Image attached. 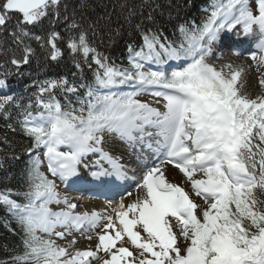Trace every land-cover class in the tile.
Here are the masks:
<instances>
[{
	"label": "snow or ice",
	"instance_id": "obj_1",
	"mask_svg": "<svg viewBox=\"0 0 264 264\" xmlns=\"http://www.w3.org/2000/svg\"><path fill=\"white\" fill-rule=\"evenodd\" d=\"M144 6L150 8L146 16L127 2L119 5L127 8L126 23L142 17L135 25L140 44L128 45L124 66L109 62L89 39V32L99 35L101 21H111L110 14L89 20L87 27L77 21L78 11L87 20L89 0L74 5L68 0H0V34L7 32L23 53L18 58L0 41V51L12 53L6 63L29 64L35 54L26 42L31 40L41 49L50 46L45 59L61 58L59 33L49 31L45 41L31 29L42 30L45 22L54 26L62 18L71 19L66 26L76 33L66 42L75 67L81 74L82 65L93 71V81L80 85L86 91L75 102L62 104L54 94L57 89L77 93L66 78L41 82L27 104L0 96V116L12 119L15 109L27 141L21 153L12 149L0 155V171L21 160L24 165L23 190L0 189V208L19 227V232L9 228L19 235V244L0 264H264V0H210L199 23L180 18L177 11L174 39L153 15L162 5L144 0ZM166 6L180 7L171 0ZM145 21L151 26L145 27ZM122 27L109 31L110 42ZM233 32L254 38L252 63L236 68L209 63L215 46ZM171 63L176 67L166 70ZM253 68L260 86L255 96L243 91L241 82ZM11 74L4 72L0 89L8 87ZM121 86L132 91H113ZM141 93L162 98V110L137 99ZM7 127L17 131L11 123ZM114 138L147 148L159 162L143 166L129 202L122 198L103 211H77L57 181L67 186L81 179V168L102 182L128 179V169L105 150ZM2 142L11 148L6 137ZM92 155L98 159L90 164ZM167 165L182 173L184 186L168 179ZM54 204L61 207L53 209ZM9 223L6 219L5 227ZM76 233L94 243L76 248Z\"/></svg>",
	"mask_w": 264,
	"mask_h": 264
},
{
	"label": "trees",
	"instance_id": "obj_2",
	"mask_svg": "<svg viewBox=\"0 0 264 264\" xmlns=\"http://www.w3.org/2000/svg\"><path fill=\"white\" fill-rule=\"evenodd\" d=\"M70 5L78 3V0H68ZM127 2L129 5H134L137 7L138 11H143L146 16L150 8L140 6L144 3V0H89L90 8L84 11V15L87 20L80 19V13L77 12L76 19L78 22L82 23L84 27H87L89 20H95L99 16L111 15V21H101L102 30L99 35L93 37L91 32H89V39L93 42V46L97 48V51L103 53L105 56L109 57V62H115L117 65L127 66L128 64V45L140 44L139 32L136 30L135 25L140 23L142 17L137 15L132 18L131 24L125 22V16L127 15V8L121 9L119 5L121 3ZM210 0H171L173 5H179L176 7L168 8L166 5L168 0H155V3L162 5V8L157 9L153 12L157 21L164 25L165 34L169 39H174L173 36V25L176 23L177 11L179 12V17L187 20H196L197 23L200 22L201 17L206 13L203 11ZM69 15H71L72 8L69 7ZM164 14L161 15L160 13ZM171 12L173 19L168 20V13ZM63 15V13H62ZM71 22L64 21L62 18L59 23L54 26H49L45 22L43 29L32 28L31 31L37 35L44 37L45 41L48 38V32L54 30L59 33V39L56 40L57 46L62 49L63 55L57 61H51L50 59H45V55L50 46H46L45 49H41L39 44L35 40L26 41L31 44V47L35 50V54L30 57V62L27 65H21L19 68L6 63L12 55V53L0 51V64L4 65L0 67V78H4L3 74L5 71L12 73L7 77V88L0 89V96H14L19 99L20 103L27 104L29 98L33 97V94L38 91V85L46 80H59L61 78H66L69 81V85H74L77 87V93H62L59 89L54 90V94L57 99L61 101L62 104L66 103L67 100L73 102L76 101L78 96H83L86 89L80 87L81 84H88L93 81V71L86 65H82L83 72L75 67L73 58L69 55L66 48V42L70 35H76L74 31H69L67 24ZM107 24V27L103 25ZM123 25L121 29V35L116 37L114 41H109L108 33L111 29H115ZM145 21V27H150ZM0 41H4L3 47L7 49L12 47L15 51L16 56L19 58L23 53L21 49L17 48L15 45L11 44V40L8 33L5 32L0 34ZM76 59H80L76 57ZM96 66L93 65V68ZM155 70V66H151ZM147 70V68L145 69ZM128 86H121L119 93H128L126 91ZM12 119H4L0 116V155H4L5 152L14 149L16 153H21V150L26 147L27 141L22 136L19 131L18 124L16 122V110H12ZM11 123L13 127L17 128V131L13 132L7 125ZM7 138L9 144H4L3 138ZM23 159V158H22ZM23 162H17L8 167L7 172L0 171V189L12 188L16 191L23 190L22 181V170ZM10 174V178L6 179V176ZM20 199V197H14ZM10 221L8 227H5V220ZM9 228L14 229L15 232H19V227L11 217L6 216L2 208H0V259H6L10 254L11 250L15 249L19 244V235L14 234Z\"/></svg>",
	"mask_w": 264,
	"mask_h": 264
},
{
	"label": "rangeland",
	"instance_id": "obj_3",
	"mask_svg": "<svg viewBox=\"0 0 264 264\" xmlns=\"http://www.w3.org/2000/svg\"><path fill=\"white\" fill-rule=\"evenodd\" d=\"M243 45H249L250 47V50H248L249 52L247 54H243V49H242ZM255 51H256L255 40L253 37L240 36L238 38L235 32L227 33L222 37L221 42L215 46L214 48L215 55L209 59V63L216 65L218 68L221 65L227 64V63H231L234 68L238 66H246L252 63L251 54ZM225 71H227V69H225ZM258 77H259V74L255 72L254 68L246 71L241 77V82L244 85L242 90L252 96L259 94L260 86L258 83ZM138 99L143 102H147L151 104L153 107L160 108L162 110L164 101L157 97L149 96L147 94H142V96H140ZM105 150L109 151L111 155L118 158L120 163L123 164L128 169V172H127L128 179L118 180L120 184L118 187H120L123 190V192L122 193L118 192L119 196L114 197L112 199L110 198L106 202H104L100 200L99 198L92 199V197L89 195L90 194L89 191L79 192L73 189L72 186H68V185L64 186L59 181H57V184L59 185V191L61 192V194L66 195L72 202L77 203L78 205L76 209L77 211H81V212L89 211V206L95 203L96 204L100 203V205L102 204L100 211H103L108 206L110 201L113 204H115L119 202L122 198L125 199L126 203L129 202V200L134 198V196L136 195V191H135L136 184L140 176L142 175L143 166L147 164L149 167H151L153 163L159 162L158 160H156L155 155L151 151H149L147 148H144L143 150H141L139 145H137L136 147H130L128 144L120 141L118 138H114L112 141L106 144ZM96 159H98V156L92 155L88 157L87 162L91 164ZM160 159H163V157L161 156ZM104 167H108L107 163H104ZM84 171L88 172V170L84 168L80 169L81 174H84L85 173ZM166 175L172 178L175 183H178L181 186H184L183 179H182V173H179V170L175 169L172 165L166 166ZM107 179L108 181L111 180L110 187H111V183H114L115 181H117L115 177H111ZM91 181L94 182L95 180L91 177L89 181H87V185ZM92 182L90 184H92ZM107 185L108 184L104 186L106 193L108 191L106 188L109 186ZM118 187H115V189H118ZM88 188H90L89 185H88ZM186 191L190 192V189L186 187ZM129 192L133 194L132 197H128L126 195ZM190 195L198 204L202 203L201 198L196 197L191 192H190ZM51 207L53 209H56L61 206H57L54 204ZM75 235L78 240V243L75 245L76 248L84 249L90 244L94 243V241L92 242L88 241L85 238V236H82L79 233H76ZM68 239H71V237L70 238L68 237ZM57 243L63 244L65 243V241H62L59 238H57Z\"/></svg>",
	"mask_w": 264,
	"mask_h": 264
},
{
	"label": "bare ground",
	"instance_id": "obj_4",
	"mask_svg": "<svg viewBox=\"0 0 264 264\" xmlns=\"http://www.w3.org/2000/svg\"><path fill=\"white\" fill-rule=\"evenodd\" d=\"M224 44H226V43H224ZM231 48V47H230ZM243 49V48H242ZM248 53V52H247ZM246 53V54H247ZM85 173L84 174H81V179H79V180H76L75 182H72L73 183V185H75V190H77V191H79L80 192V190L81 189H84L85 187H86V185H87V181H89V179L91 178V176H89V174H88V172L87 171H84ZM89 176V177H88ZM168 179L171 181V182H174V180L172 179V178H170V177H168ZM104 180H106V182H105V184H104V186H106V184H108L109 186H110V181L111 180H109L108 181V179L107 178H104ZM103 180V181H104ZM92 182V181H91ZM91 182H89L88 183V185H90V183ZM94 183H96V184H100V183H102V181H100V180H95L94 181ZM175 183V182H174ZM107 185V186H108ZM104 186H103V188H102V192L104 191H106L105 189H104ZM119 186V181L117 180V181H115L114 183H111V190L110 191H116L115 193H118V192H120V193H122V191L123 190H120V187L118 188V189H115V187H118ZM106 193V192H105ZM93 196H94V194H93ZM79 198V197H78ZM77 201V200H76ZM91 201V200H90ZM88 203H90V202H88ZM101 207H102V204L100 205V203L99 204H93V205H90L89 206V211H93V210H95V211H100V209H101ZM70 238V237H69Z\"/></svg>",
	"mask_w": 264,
	"mask_h": 264
}]
</instances>
